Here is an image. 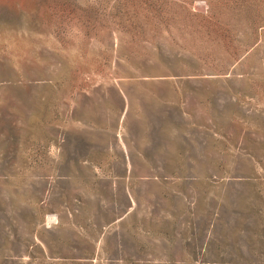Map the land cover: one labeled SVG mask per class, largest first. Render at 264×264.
<instances>
[{"label":"rangeland","instance_id":"1","mask_svg":"<svg viewBox=\"0 0 264 264\" xmlns=\"http://www.w3.org/2000/svg\"><path fill=\"white\" fill-rule=\"evenodd\" d=\"M0 264H264V0H0Z\"/></svg>","mask_w":264,"mask_h":264}]
</instances>
